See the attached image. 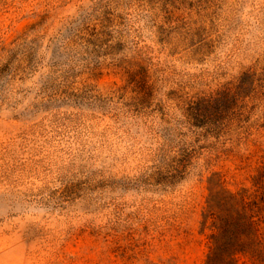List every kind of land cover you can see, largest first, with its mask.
<instances>
[{"label":"rangeland","instance_id":"1","mask_svg":"<svg viewBox=\"0 0 264 264\" xmlns=\"http://www.w3.org/2000/svg\"><path fill=\"white\" fill-rule=\"evenodd\" d=\"M230 194L264 264V0H0V264H220Z\"/></svg>","mask_w":264,"mask_h":264},{"label":"trees","instance_id":"2","mask_svg":"<svg viewBox=\"0 0 264 264\" xmlns=\"http://www.w3.org/2000/svg\"><path fill=\"white\" fill-rule=\"evenodd\" d=\"M230 199L234 201V207L231 213L226 215V219L222 220V226H220L222 234L224 232L227 234V242H224L220 264H235L234 257L236 254H249V252H252V244L249 246V243L252 241V235L247 231L248 227L246 224L248 225L249 221L246 219L245 214L246 205L250 204V201H247L244 196L238 194H230ZM243 244H248L247 250L242 249Z\"/></svg>","mask_w":264,"mask_h":264}]
</instances>
